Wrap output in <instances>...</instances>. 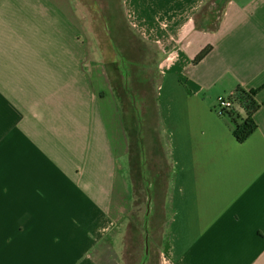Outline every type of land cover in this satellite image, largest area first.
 Wrapping results in <instances>:
<instances>
[{"label":"crops","instance_id":"1","mask_svg":"<svg viewBox=\"0 0 264 264\" xmlns=\"http://www.w3.org/2000/svg\"><path fill=\"white\" fill-rule=\"evenodd\" d=\"M132 223L173 264H264V0H0V264H106Z\"/></svg>","mask_w":264,"mask_h":264},{"label":"rangeland","instance_id":"2","mask_svg":"<svg viewBox=\"0 0 264 264\" xmlns=\"http://www.w3.org/2000/svg\"><path fill=\"white\" fill-rule=\"evenodd\" d=\"M219 14V13H218ZM217 14V15H218ZM216 15V16H217ZM120 23V20H119ZM131 64L125 62V59L121 58V54L118 53V66L119 68H127ZM135 68L141 70L142 68L148 69L151 73H157V64H150L142 66L141 64H133ZM140 76V75H138ZM152 76V74H151ZM141 84H147L146 80L138 79ZM153 89L157 92L155 84H152ZM143 211L138 209L137 216L141 217ZM120 226V225H119ZM149 231V230H148ZM144 228L143 224L132 223L129 226L123 225L118 229L119 239L117 249L112 247L108 248V253L104 257L106 264H139L143 258L145 262L148 259V255L151 254V264H173V259L170 252L168 240L164 238V229L158 230L156 228H150L148 232ZM109 245V243H108Z\"/></svg>","mask_w":264,"mask_h":264},{"label":"trees","instance_id":"3","mask_svg":"<svg viewBox=\"0 0 264 264\" xmlns=\"http://www.w3.org/2000/svg\"><path fill=\"white\" fill-rule=\"evenodd\" d=\"M205 54L206 52L199 59ZM258 93L259 90H248L237 86L229 97L230 107L218 105L214 108L217 115L229 124L239 143L246 142L258 129L255 115L263 107V103L257 100Z\"/></svg>","mask_w":264,"mask_h":264},{"label":"built area","instance_id":"4","mask_svg":"<svg viewBox=\"0 0 264 264\" xmlns=\"http://www.w3.org/2000/svg\"><path fill=\"white\" fill-rule=\"evenodd\" d=\"M218 105L223 106V107H230L231 102L229 100V97H219L218 98Z\"/></svg>","mask_w":264,"mask_h":264}]
</instances>
